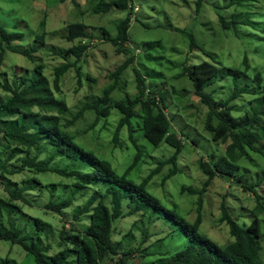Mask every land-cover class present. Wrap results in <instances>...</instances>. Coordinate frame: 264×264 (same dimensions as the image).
<instances>
[{
    "label": "rangeland",
    "instance_id": "obj_1",
    "mask_svg": "<svg viewBox=\"0 0 264 264\" xmlns=\"http://www.w3.org/2000/svg\"><path fill=\"white\" fill-rule=\"evenodd\" d=\"M98 2L99 0H0V26L10 31L24 33V37L15 41L14 45L27 48L36 43L38 35H45V44L37 52L36 59L7 50L2 71H12L16 65L34 69L37 63H45V72L53 80L54 67L65 61L58 52L79 41L71 42L65 38L67 26L74 22L86 24L89 33L93 35L90 34L92 42L87 56L79 62L82 76H79L75 68H71L63 77L62 91L57 94L68 103L69 112L65 116V120H68L85 103L94 101L103 94V89L105 90L114 81L109 79V73L132 52L134 63L130 64L119 78V86L113 93V99L124 98L127 93L132 97L139 93L136 69L148 78L147 81L158 84L161 88L159 92L163 98L162 104L168 109L166 111L174 129L184 140L178 160L179 171L163 185L162 177L170 169V165L165 166L161 173L153 177L148 188L164 206L174 209L188 221L193 222L197 216L199 194L190 193L184 186L202 188L208 177L200 169L198 160L202 157L204 160L222 158L225 156L227 144L223 140L213 139L211 131L206 128L209 107L200 96L196 95L194 81L187 72L204 60L213 61L211 58L213 54L220 61L221 69L218 77L209 81L206 91L215 100L229 98L234 88L232 74L228 72L230 67H241L244 70L241 78L243 81L250 80L249 77H254L259 72L263 82L258 88L261 87L262 91L257 94H248V92L241 94L231 99L229 105L232 106L234 116L243 117L257 111L259 117H262L264 115V0H202L198 11L196 0H136L140 10L134 14L130 23L128 33L131 52L127 54L117 52L112 37L117 35L118 23L126 17L131 8L125 10L113 7L107 12L95 13L94 7ZM101 27L109 31L110 38H105ZM191 35L196 42L194 48L191 44ZM137 48L140 50H136ZM245 57L248 58L249 63L247 69L243 66ZM69 59L74 60V57L69 56ZM155 91L158 92V87ZM0 93H2L1 87ZM141 112L140 110L138 113ZM120 117L121 112L113 108L107 119L101 118L94 128H89L95 118V110L88 109L66 130L75 136L79 144L94 150L99 156L109 160L119 173H124L133 162L137 148L129 137V130L126 127L121 133V145L116 146L112 142ZM65 120L62 122H66ZM139 120L141 117L133 118V126ZM214 123H218V120L215 119ZM259 128V133L254 130L259 136L258 149H247L246 155L239 161L228 156L221 176L216 175L201 194L203 222L200 231L221 246H225L231 239L228 224L219 222L223 199L229 213L243 226L250 224L255 216L264 218V212L259 213L256 210L258 204L255 194L240 184L255 185L254 191L260 203L264 205V143H262L264 137L261 132L264 130V124ZM134 129L143 156L131 171L130 178L140 182L160 159L169 157L175 149L165 142L154 146L144 137L140 126L135 125ZM0 139L2 140L0 153L3 158L7 159L9 154L16 150L17 156L10 160L12 164H21L23 159L35 155L45 161L53 153L47 145L28 149L26 146L11 144L4 138V134L0 135ZM65 161L66 163L58 156L53 160V165L73 166L70 158L67 157ZM236 164L238 166H235ZM8 176L10 179L7 181L11 188L27 184L29 180L34 183L36 188L26 192L31 203L22 200H17L16 203L22 205L24 212H28L29 215L51 222L55 232L62 228L65 221L67 226L71 224L72 227V223H67L68 220H73L72 208L83 203L90 194V192L86 196L76 194V200L62 218L54 211L48 210L46 206L49 202L59 201L71 195L75 181L73 177H65L55 172L34 174L28 170ZM2 179L3 182L0 179V195L9 198L5 179L3 177ZM259 181L260 185L257 184ZM40 182L42 184H39ZM131 204V200L125 198L123 209L128 211ZM142 213L126 215L114 223L115 240H123L125 249L129 245L139 246V250L135 251L137 253L132 257L135 260L129 262L157 264V259L162 254H173L183 249L189 242L187 235L171 217L158 214L155 209L149 210L147 215L143 216L144 223H139L137 229L133 222L140 219ZM21 216L22 213H19L16 217L21 218ZM22 221L16 225L23 228L26 233L34 232L36 223H29L30 220L28 223ZM144 228H148L150 233L145 242L142 241ZM131 229L133 231L128 233ZM261 229L264 232V220ZM124 234L126 236L123 238ZM52 238L50 236V239ZM261 245L263 249L261 257L264 260V239H261ZM53 246L57 244L54 243ZM7 256L21 264H26L28 253L21 244L0 240V259Z\"/></svg>",
    "mask_w": 264,
    "mask_h": 264
},
{
    "label": "trees",
    "instance_id": "obj_2",
    "mask_svg": "<svg viewBox=\"0 0 264 264\" xmlns=\"http://www.w3.org/2000/svg\"><path fill=\"white\" fill-rule=\"evenodd\" d=\"M201 3L202 0H196L197 11ZM113 7L126 10L129 8V1L99 0L94 7V12H107ZM132 13L133 9H130L126 17L120 20L117 25L118 33L112 37L119 53L131 52V47L127 43L130 40L128 30ZM101 30L105 38H110L109 31L105 27H101ZM90 34L93 35L89 33L84 23L74 22L67 26L65 38L71 42L79 41L58 52L65 61L54 67L52 80L45 72V63H37L34 69L16 65L12 71H2L7 50L21 53L30 59H36L37 52L45 44V35H38L34 45L21 48L13 43L21 40L24 33L10 31L4 26H0V87L2 89V93H0V133L4 134V138L8 139L11 144L26 146L28 149L47 145L53 151L50 158L45 161L35 155L23 159L21 164L10 163V160L17 156L16 150H13L7 159L3 158L0 153V178L5 179V188L8 189L10 195L9 198L0 195V240L21 244L28 253L26 264H98L99 262L103 264H133L129 262V255L139 250V246L129 245L125 249L123 241L115 240L113 238L114 223L126 215L143 212L141 218L133 222L138 229L139 223H144L143 216H146L149 210L155 209L158 214H166L171 217L189 238V242L183 249L173 254H162L157 259V264H264L261 257L263 250L261 239H264L261 224L264 218L255 216L250 224L243 226L229 213L223 199L219 222L228 224L231 239L225 246H221L200 231L203 222L201 194L216 175L221 176L228 156L239 161L246 155L247 149H258L259 136L254 130L256 129V132L259 133V127L264 124V115L259 117L258 112L253 111L243 117L234 116L229 103L231 99H235L241 94L261 92V87L258 88L263 82L261 74L258 72L254 77H249L250 80L243 81L241 78L244 70L241 67H230L228 72L232 74L234 88L229 98L215 100L211 94L207 93L206 88L211 79L218 77L221 69L220 61L212 54L213 61L204 60L187 72V75L194 81L196 95L200 96L209 107L206 128L211 131L213 139L223 140L227 144L225 156L222 158L204 160L202 157L198 160L200 169L208 177L202 188L184 186L189 189L190 193L199 194L197 216L193 222H190L174 209L164 206L148 188L153 177L161 173L165 166L170 165V169L162 177L163 185L179 171L178 160L184 140L174 129L166 111L167 108L162 104L163 98L159 92L161 88L158 84L147 81L148 78L136 69L139 93L133 97L127 93L124 98L113 99V93L119 86V78L129 65L134 63L132 52L125 61L109 73V79L114 81L105 90L103 89V94L94 101L85 103L71 119L65 120L69 106L66 100L58 97L57 94L62 91L63 77L71 68H75L79 76H82L79 62L87 56L88 49L91 47L92 36ZM191 39L192 48H194L196 42L192 35ZM40 43L42 44L40 45ZM69 56H73L74 60H70ZM243 66L246 69L249 67L247 57L243 60ZM79 80L81 81V77ZM156 87H158V92L155 91ZM113 108H117L121 112V117L114 130L112 142L116 146L121 145V133L126 127L129 130V137L137 148L133 162L124 173H119L109 160L99 156L94 150L79 144L75 136L66 130L88 109L95 110V118L89 126V128H94L101 118L107 119L111 115ZM140 110L142 112L138 113ZM135 117H141V120L133 126L132 119ZM215 119L218 120V123H214ZM63 120L66 122L63 123ZM135 125L136 127L140 126L144 137L154 146L165 142L175 149L169 157L160 159L140 182L130 178L131 171L143 155L134 135ZM261 132L264 137V130ZM58 156L63 159L64 163H66L67 157L70 158L73 166L71 164L54 166L53 160ZM27 170L34 174L55 172L75 179L71 195L65 196L59 201L49 202L46 206L48 210H52L60 216L66 215V210L76 200V194L86 196L90 192L83 203L72 208L71 229L66 228L63 224L62 228L55 232L51 222L29 215L28 212H24L22 205L16 203L17 200H22L30 204L31 201L26 196V192L36 187L29 180L27 184L25 183L26 185L11 188L7 181L10 179L8 175ZM240 184L255 194L258 204L256 210L259 213L264 212V205L260 203V199L254 191L255 185ZM257 184L260 185V181ZM125 198H129L132 203L128 211L123 209ZM19 213H22L23 221L16 217ZM28 220H30L29 223H36L34 232L26 233L23 228L16 225L21 221L28 223ZM80 223H86V225H80ZM132 231L131 229L129 233ZM149 235V229L144 228L142 241L145 242ZM50 236L53 238L50 239ZM54 243L57 246H53ZM120 253L123 255L122 257H118ZM114 256L117 258L115 259ZM110 260L112 262L107 263ZM0 264L21 263L7 256L1 257Z\"/></svg>",
    "mask_w": 264,
    "mask_h": 264
},
{
    "label": "clouds",
    "instance_id": "obj_3",
    "mask_svg": "<svg viewBox=\"0 0 264 264\" xmlns=\"http://www.w3.org/2000/svg\"><path fill=\"white\" fill-rule=\"evenodd\" d=\"M128 1H129V7H130L131 9H133V13L131 14V17H132V19H133V18H134V14H135L137 11L140 10V7H139V5L136 3V0H128ZM136 5H138V7H139L138 10H135V6H136ZM127 44L130 45V42H128ZM130 47H131V45H130ZM136 50H140V49L137 48ZM136 50H135V51H136ZM167 110H168V109H167ZM167 113H168V112H167ZM0 135H1V133H0ZM0 142H2L1 139H0ZM142 156H143V155H142ZM142 156H141V157H142ZM0 179H1V178H0ZM1 180H2V179H1ZM2 182H3V180H2ZM61 217L63 218V216H61ZM233 218H234V217H233ZM235 219H236V218H235ZM67 223H71V221L68 220ZM63 224H65V227H66V228H70V227H71V224H70L69 226H67L66 221H65ZM81 224H85V225H86V223H80V225H81ZM130 231H131V230H130ZM130 231H129V232H130ZM129 232H128V233H129ZM123 238H124V235H123ZM121 241H123V240H121ZM135 253H137V252H135ZM135 253H132L131 255H129V260H131V261H132V260H135V259H132L133 255H134ZM115 256H116V255H115ZM115 256H114V258L116 259L117 257H115ZM122 256H123V255H122L121 253L118 255V257H122ZM160 257H161V256H160ZM160 257H159V258H160ZM110 262H112V261L110 260V261H108L107 263H110ZM133 263H135V262H133ZM98 264H103V263L99 262Z\"/></svg>",
    "mask_w": 264,
    "mask_h": 264
},
{
    "label": "built area",
    "instance_id": "obj_4",
    "mask_svg": "<svg viewBox=\"0 0 264 264\" xmlns=\"http://www.w3.org/2000/svg\"><path fill=\"white\" fill-rule=\"evenodd\" d=\"M138 8H139L138 5H136V6H135V10H138Z\"/></svg>",
    "mask_w": 264,
    "mask_h": 264
}]
</instances>
